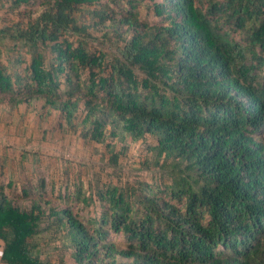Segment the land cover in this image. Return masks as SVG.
Segmentation results:
<instances>
[{"label":"trees","instance_id":"obj_1","mask_svg":"<svg viewBox=\"0 0 264 264\" xmlns=\"http://www.w3.org/2000/svg\"><path fill=\"white\" fill-rule=\"evenodd\" d=\"M110 1L42 0L2 26L18 55L0 64V104L58 113L113 165L126 140L150 142L144 164L172 171L170 199L107 186L88 227L71 209L46 214L41 197L24 208L0 189V264H51L36 241L45 217L75 264H264V0H147L156 24L136 0Z\"/></svg>","mask_w":264,"mask_h":264},{"label":"rangeland","instance_id":"obj_2","mask_svg":"<svg viewBox=\"0 0 264 264\" xmlns=\"http://www.w3.org/2000/svg\"><path fill=\"white\" fill-rule=\"evenodd\" d=\"M41 1L15 6L11 0H0V28L20 22L28 12L35 15ZM136 1L140 18L156 24L149 1ZM102 2L113 6L110 0ZM222 32L238 44H245L244 33L232 31L227 26L222 27ZM75 38L71 37V40ZM90 39H87L89 48H102L104 52H109L98 41ZM8 41L0 39V64L7 66L8 61L18 55L9 50L11 45ZM259 73L264 78V65L259 68ZM260 134L264 139V128ZM125 143L129 149L113 165L103 146H86L58 113H46L37 103L15 108L0 104V189L24 208H29L30 200L41 197L49 202L46 207L42 204L46 214L51 207L56 210L71 209L88 227L94 226L103 211L104 204L99 200L98 193L107 186L131 191L144 185L159 197L170 199L161 191L169 183V172L172 171L144 164L146 159L151 163L154 161L155 155L146 152L150 142L126 140ZM120 148L119 144L116 152ZM172 202L183 205V202ZM50 227L45 217L36 237L41 259L51 264H75L69 249L63 246L62 232L55 233L56 228L50 230ZM108 240L119 245L124 242L115 235H110Z\"/></svg>","mask_w":264,"mask_h":264},{"label":"crops","instance_id":"obj_3","mask_svg":"<svg viewBox=\"0 0 264 264\" xmlns=\"http://www.w3.org/2000/svg\"><path fill=\"white\" fill-rule=\"evenodd\" d=\"M0 256H1V246H0Z\"/></svg>","mask_w":264,"mask_h":264}]
</instances>
